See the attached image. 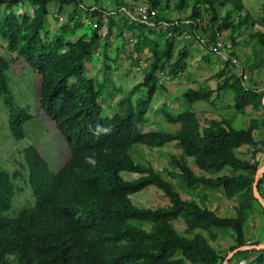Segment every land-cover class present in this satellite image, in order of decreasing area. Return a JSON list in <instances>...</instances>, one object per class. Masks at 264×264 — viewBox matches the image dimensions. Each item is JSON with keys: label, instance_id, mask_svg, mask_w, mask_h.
Listing matches in <instances>:
<instances>
[{"label": "trees", "instance_id": "16d2710c", "mask_svg": "<svg viewBox=\"0 0 264 264\" xmlns=\"http://www.w3.org/2000/svg\"><path fill=\"white\" fill-rule=\"evenodd\" d=\"M141 1L145 6L140 9H148L147 21L127 0H113L111 11L89 8L83 0H0V40L8 54L17 55L41 78L40 107L71 153L58 173L51 171L36 144L19 151L21 170L10 173L0 167V264H224L230 253L249 245L244 230L255 209L261 210L260 236L264 234V207L254 196L256 175L264 164V140L255 137L264 124V79L248 80L251 54H246L257 55L259 69H264V0L259 18L247 11L244 0H179L175 6L171 0ZM26 5L33 14H17L15 10ZM68 6L75 11L63 19ZM52 14L63 23L56 32L49 30ZM86 27L90 35L71 40ZM114 31L126 45L133 44V70L142 79L117 100L110 117L104 109L107 83L90 76L86 62L98 53L111 71L109 40ZM244 45L252 51L245 52ZM198 49L204 51L199 63L207 69L220 63L212 77L216 89L202 83L188 87L177 98L176 115L165 111L170 102L164 105L161 113L168 123L179 125L176 132L143 130L157 94L183 79ZM13 59L0 53V98L10 132L21 141L33 117L12 90L8 71ZM229 92L239 114L248 108L259 113L247 128L238 130L229 120L212 119L207 110L192 108L198 102L216 108ZM119 93L111 91L109 97ZM180 102L187 104L185 110ZM174 142L181 157H171V172L170 167L160 171L140 165L130 153L136 145L155 149ZM25 171L35 205L8 217L17 196L16 180ZM123 173L139 177L127 181ZM151 187L162 191L169 204L135 205L132 196ZM258 191L264 199V176ZM215 192L236 204L235 214L221 217L211 209ZM179 222L185 225L183 232L175 226ZM220 235L232 238L228 253L212 245ZM236 259L237 264H264V250L238 251L227 264Z\"/></svg>", "mask_w": 264, "mask_h": 264}, {"label": "rangeland", "instance_id": "374dc122", "mask_svg": "<svg viewBox=\"0 0 264 264\" xmlns=\"http://www.w3.org/2000/svg\"><path fill=\"white\" fill-rule=\"evenodd\" d=\"M83 1L85 6L89 8L96 6V7L105 8L107 11H111L115 7V3L113 2V0H83ZM127 1H130L131 4L136 8L135 11L136 13H138L140 7L144 5L141 0H127ZM178 1L179 0H171V6H175V4L178 3ZM262 2L263 0H244V5L247 11H249L254 18H259L262 15L261 13ZM54 5L55 4L52 5V9H54L55 7ZM189 5H190V9H188V13H190L191 11L192 2H190ZM55 10H58V7H56ZM15 11L19 15H22L25 12H28L30 15L33 14V9L28 5L20 9L17 8ZM74 11H75V7L73 6L65 7L63 13L64 16L62 15V18L65 19L66 17H69V15L72 14ZM166 14L172 15V17L175 18L178 16L177 13L172 14L167 12ZM121 17L123 16H118L117 19H120ZM48 19H49L50 31L53 32L58 31L63 24L62 22L57 20L58 18L57 19L55 18L54 14L50 15ZM208 20L209 18L205 16L206 23L208 22ZM83 21H85V18H83ZM87 21L89 22V19H87ZM106 32L107 29L105 28L101 31L103 38L105 37ZM85 34L90 35L91 28L86 27L83 31L80 32V34L77 37L72 38L71 40L78 39L79 36ZM117 35L118 32L114 31V36L109 40V42L112 44L111 50L113 51V53L112 52L109 53L110 56H113L111 57V63L109 64L111 66L110 72L106 71V69L104 68V61H105L103 59L104 57L101 56L102 59L100 57L99 59L96 56V53H95L96 57L93 56L90 62H86L88 74L94 77L95 79H97L100 84H103L104 82L107 83L106 85L109 88V93L107 94L108 100L104 104V109L106 116H110V117L113 116L114 113L116 112V108L112 109V106L116 105L117 100L127 95L128 92H130V90L142 79L141 74L133 70L134 58L131 55L133 51V44L131 43L129 45H126V42L123 39L119 40ZM226 37L227 35L224 36L223 38L224 41L227 39ZM240 39L242 40V37ZM242 49L245 52L252 51L250 50V47L247 45H244ZM0 53L5 55V57L7 58H14L13 59L14 61L8 71L11 78V87L19 103H21L22 107L26 109L28 113L33 117V121H32L33 123H30L29 127L26 128L27 138L21 141H16L10 132L7 109L5 108L2 99L0 98V167L8 170L10 173H14L17 170H21L19 163L21 162L22 156L19 153V151L22 152L29 145L36 144L40 155L47 161L51 171L53 173H58L70 160L71 153L64 137L57 130L55 124L48 119V117L40 107L39 95L41 89V78L35 73H33L32 70L28 67V65L23 60L19 59L17 55L8 54L5 50V44L1 40H0ZM196 53L198 55H202L203 49L200 50L198 49ZM246 54H251V60L248 56L247 58L244 57L247 61L250 60V64L247 67L248 80H250L251 76H252V80L264 79V69H259L260 61L256 60L255 58L257 55L254 56L252 55V53L249 52H247ZM192 57L193 58L195 57L194 53H192ZM193 58L191 60H193ZM210 58L213 61L216 60L215 55H210ZM260 58H264V52L260 53ZM201 65L204 68H206L205 63ZM219 65L220 63L215 61L214 64L208 69L209 70L215 69L217 71L220 68ZM251 68H253L252 69L253 71H251ZM205 71L208 72L207 70ZM250 71L251 74H249ZM179 82H180L179 80L176 81V83ZM191 87H195V86H191ZM186 88L188 87L186 86L182 87L180 88V90H184ZM111 91H114V93L120 91V93L115 99H112L109 97ZM157 95L158 96L155 98L152 105L153 109L151 112H149L148 119L151 118V115H155V109L159 106L158 104L161 101H164V103L168 101L172 104V106L170 107H165V111L170 112V114L176 115L177 112L180 111L178 109L179 108V101L177 99L178 96L175 97V95L171 94V92L169 91H162L159 92ZM179 99L180 101H182L181 98ZM134 100H136V97L134 98ZM231 102H234L233 93L229 92L223 95L219 101H217L216 108L213 107L211 104L205 102L195 103L192 108H194L199 113L202 112L201 110H207L206 112L215 115L217 120H221V119L229 120L233 122L234 127L238 130L247 128L248 125H245L241 122L238 123L237 119L239 117V113L235 110L234 107H230ZM180 103L182 110H185L187 104H182V102ZM157 121L158 122H154V123L152 122L146 123L145 127L147 128H145V131L158 129L161 131L172 133V132H176L179 128V125H174L163 120L160 121L157 120ZM150 125H154V128L149 130ZM259 130L260 132H258V136L259 133H262L263 135L260 137V140H264V124H261ZM258 136H257V140H259ZM172 145L173 144H168L163 148H155V149H151L143 145H136L131 149L130 153L134 158V160L140 165L152 166L154 167V169L160 171H162L164 168L170 167L167 170L171 172L174 171L173 167L170 166L171 157L172 156L181 157L180 156L181 151L178 152L176 147ZM179 153L180 155H177ZM239 156L243 157V155L241 154H239ZM243 158L250 159L251 155L245 154ZM188 160L190 161L191 164H194L193 159H188ZM226 172H225L226 174H230V171H226ZM23 176H24L23 178H18L16 180L17 196L15 198L13 208L6 214V216L8 217H15L23 209L35 205V200L33 199L31 190L29 188L27 171L23 172ZM209 176L214 178L216 177V174H211ZM122 177L124 178V180L132 181L137 179L139 175L131 174V173H123ZM174 184L178 188L179 180L176 179ZM215 194L217 195V198L211 200L210 203L211 209L216 210L218 215H220L221 217L231 216L235 214L236 204L232 200L223 198L219 194V192H215ZM132 200L134 204L139 207L146 206L151 208L159 207V206L163 207L165 205H168L170 202L169 198H167L162 191L154 187L148 188L143 192L133 195ZM259 211L261 212L260 209H255L254 217L251 215L247 218L248 222L246 223L244 230L247 236V240L249 242V245L247 247H254L256 246L255 245L256 243H261L259 245L264 246V234L260 236L263 217L261 216V213ZM175 226L180 232H183L185 230V225L183 224V222L176 223ZM231 241L232 238L228 236L224 238L220 235L217 243L216 242L212 243V245L220 250L227 251L228 253L229 247L233 245ZM237 261L238 259L234 261V264H237Z\"/></svg>", "mask_w": 264, "mask_h": 264}, {"label": "crops", "instance_id": "0c3cea01", "mask_svg": "<svg viewBox=\"0 0 264 264\" xmlns=\"http://www.w3.org/2000/svg\"><path fill=\"white\" fill-rule=\"evenodd\" d=\"M194 54H195L194 60H196V61L192 60V61L189 62L188 69H187L183 79L180 80L179 83L175 82V83L171 84L170 87H169V92H171V94L175 95V97H177V96L179 97V94H181L184 90L187 89L186 88L184 90H180V88L185 87V86L186 87L195 86L196 83H202L203 87H205L207 85L213 90L216 89V87H217V82L212 79V77L216 74V70L215 69L209 70L207 68L204 69V67L199 63V61H201L202 55H198L196 52ZM202 54L204 55V51H203ZM200 69H202V70H200ZM205 70H207L208 72H206ZM167 103H168V101L166 103H164V101L159 102V104H158L159 106L157 105L158 107L156 106L157 108L155 109V115H151V118L147 120V123H149V122H152V123L158 122L157 120H159V121L163 120V121L167 122L166 118L161 113V110L164 109V105L167 106ZM234 105H235L234 102L230 103V107H234ZM257 114H259L257 111H254L251 108H248L246 110V114H239V117L237 119L238 123L241 122V123H243L245 125H249L248 122L251 120V118L252 119L256 118ZM260 114H262V112ZM211 118L215 119L216 116L213 115ZM145 128H147V127H144V130H145ZM153 128H154V125H150L149 130L153 129ZM257 136H258V131L255 133V137L256 138H257ZM260 137L261 136H260V133H259V136H258L259 140H260ZM172 146H175L176 149L178 150V152L180 151V149L178 148V146L176 145L175 142L173 143ZM244 149H246L245 146L240 151H244ZM258 158H260V156Z\"/></svg>", "mask_w": 264, "mask_h": 264}, {"label": "water", "instance_id": "95a60500", "mask_svg": "<svg viewBox=\"0 0 264 264\" xmlns=\"http://www.w3.org/2000/svg\"><path fill=\"white\" fill-rule=\"evenodd\" d=\"M263 104H264V99H263ZM263 176H264V166L258 171V173L256 175L255 183H254V196L256 199H258V201L264 207V200L258 191V183H259L260 179H262ZM244 249L264 250V246H261V245L254 246V247L245 246V247L239 248V249L235 250L234 252H232L228 255L227 260L225 261L224 264H227L228 261L235 255L236 252L244 250Z\"/></svg>", "mask_w": 264, "mask_h": 264}, {"label": "built area", "instance_id": "2783aa9c", "mask_svg": "<svg viewBox=\"0 0 264 264\" xmlns=\"http://www.w3.org/2000/svg\"><path fill=\"white\" fill-rule=\"evenodd\" d=\"M139 16H141V20L142 21H147V17H148V9L146 7H142L141 9H139ZM96 56H99L98 53H96ZM142 65L144 67L147 66L146 63H142ZM240 264H244V261H241Z\"/></svg>", "mask_w": 264, "mask_h": 264}]
</instances>
